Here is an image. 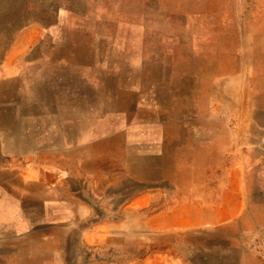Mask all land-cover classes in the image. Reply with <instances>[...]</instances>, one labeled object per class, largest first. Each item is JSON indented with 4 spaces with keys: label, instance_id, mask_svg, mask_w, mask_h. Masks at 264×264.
<instances>
[{
    "label": "rangeland",
    "instance_id": "374dc122",
    "mask_svg": "<svg viewBox=\"0 0 264 264\" xmlns=\"http://www.w3.org/2000/svg\"><path fill=\"white\" fill-rule=\"evenodd\" d=\"M0 182V264H264V0H0Z\"/></svg>",
    "mask_w": 264,
    "mask_h": 264
},
{
    "label": "crops",
    "instance_id": "0c3cea01",
    "mask_svg": "<svg viewBox=\"0 0 264 264\" xmlns=\"http://www.w3.org/2000/svg\"><path fill=\"white\" fill-rule=\"evenodd\" d=\"M11 136H14V134L12 133ZM35 163L39 164V161L36 160ZM38 169L40 170L37 172L38 175H42L44 171L42 172L40 167ZM33 205L35 206L36 204ZM39 205L46 211V204ZM22 210L24 214H22ZM33 210L30 198L20 195L18 191L14 190L13 186L0 182V248L2 247L1 241L4 239L5 234H13V236L17 237H20L22 234H30V232L32 234V230L34 231V227L37 225L34 215H31V211ZM22 225H24L25 229L23 232Z\"/></svg>",
    "mask_w": 264,
    "mask_h": 264
},
{
    "label": "bare ground",
    "instance_id": "6f19581e",
    "mask_svg": "<svg viewBox=\"0 0 264 264\" xmlns=\"http://www.w3.org/2000/svg\"><path fill=\"white\" fill-rule=\"evenodd\" d=\"M39 106V105H38ZM168 107V106H167ZM36 109V108H35ZM143 110V109H142ZM10 111V110H9ZM8 115H11L10 113L8 114ZM39 115V114H38ZM10 119V118H9ZM9 119H7V120H9ZM16 119V118H15ZM10 119V120H12L14 123H15V129L13 130V134H14V136H15V141H18V139L19 138H25V137H27V134H32L34 131V129H30V127H28V128H26V127H21L20 125H22L21 124V121L22 120H19V118L18 119ZM6 120V119H5ZM9 122V121H8ZM8 125V124H7ZM10 127V126H9ZM12 128V127H11ZM5 130H6V127H5ZM8 141V143L9 142H11V141H14V140H12V139H10L9 137H7V140H5V142H7ZM155 142V141H154ZM21 144H23V145H25V143L23 142V140L21 141ZM30 146L32 145V143H30L29 144ZM25 146H27V145H25ZM30 146H28L27 148H29ZM17 147V146H16ZM15 147V148H16ZM151 167V166H150ZM154 167V166H153ZM158 169H159V167H158ZM172 169V168H171ZM149 171V170H148ZM153 172V171H152ZM159 172H160V170H159ZM155 173V172H154ZM154 175V174H153ZM152 176V175H151ZM207 241V240H206ZM209 249V248H208Z\"/></svg>",
    "mask_w": 264,
    "mask_h": 264
}]
</instances>
